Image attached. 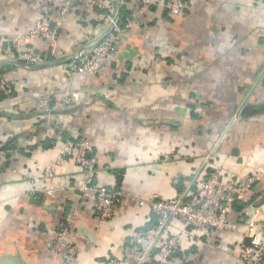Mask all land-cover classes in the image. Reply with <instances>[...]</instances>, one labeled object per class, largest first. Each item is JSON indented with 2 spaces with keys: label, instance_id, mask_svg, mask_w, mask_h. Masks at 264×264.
<instances>
[{
  "label": "crops",
  "instance_id": "crops-1",
  "mask_svg": "<svg viewBox=\"0 0 264 264\" xmlns=\"http://www.w3.org/2000/svg\"><path fill=\"white\" fill-rule=\"evenodd\" d=\"M57 2L52 20L58 17ZM186 5L178 17L167 15L164 3L155 5L142 28L116 37L114 53L93 75L72 72L71 59L87 36L100 39L108 32L109 13L103 17L77 5L58 26L54 42L24 43L50 53L52 65L16 66L0 75L16 83L14 95L0 101V142L18 137L23 149L7 166L0 153V264H61L49 244L72 210L74 264L118 260L129 236L153 223L152 201L173 197L210 170L226 178L257 174L260 181L247 201L253 193L264 194V113L256 111L264 106V0H186ZM39 14L38 0H0V67L7 65L4 42L24 38ZM34 92L51 104L65 94L80 99L51 111L43 122ZM54 128L89 141L95 185L115 188L121 176L119 191L126 199L111 220L96 218L93 193L79 195L81 173L71 161L54 166L49 184L40 180L59 156L57 142L40 145L55 135ZM245 212L247 220H264V202ZM239 217L240 223L247 218ZM181 239L183 255L170 264H181L183 257L187 264H239L245 238L239 230L211 238L187 231ZM148 264L161 263L153 255ZM256 264H264V254Z\"/></svg>",
  "mask_w": 264,
  "mask_h": 264
},
{
  "label": "built area",
  "instance_id": "built-area-1",
  "mask_svg": "<svg viewBox=\"0 0 264 264\" xmlns=\"http://www.w3.org/2000/svg\"><path fill=\"white\" fill-rule=\"evenodd\" d=\"M38 2L40 14L33 29L24 38L4 42L6 43L5 62L18 61L27 68L52 63L54 58L50 53L38 52L34 46L24 47V43L31 44L34 40L54 42L58 36V26L75 12L77 5L109 11L108 32L100 39L87 36L83 40V48L71 59L70 70L77 74L98 73L108 56L114 53L116 37L124 32L142 28L155 5L164 3L170 17L181 16L187 8L186 0H138L132 9L131 18L118 25L119 15L115 17L120 8L118 7L120 0H59L60 4L56 3L58 14L56 20L51 19L53 0L52 3L50 0H38ZM15 86L16 83L0 77V92H10ZM33 97L36 101V110L41 113L39 116L41 120L51 111L65 110L80 99L76 94H65L59 101L51 104L49 98L40 93L34 92ZM56 130L59 129H51L50 133ZM56 142L61 147L59 156L51 163L52 165L43 169L40 180L49 184L53 178L54 166L71 161L81 173L79 195L85 197L93 193V210L96 218L100 222L111 220L126 196L119 191V188L95 185L96 159L89 141L73 134L66 141L56 136ZM36 167L34 165V168ZM259 181L260 177L257 174L231 175L226 178L219 169L205 172L201 180L185 183L173 197L152 201L150 212L153 223L134 231L129 236L122 246L120 259H110L100 264H148L153 255L159 258L161 264H170L177 260L175 253L181 250V237L187 231L211 238L218 233L239 230L243 232L245 239H250L249 246L243 243L239 246V264L261 262L264 254V220L256 221L254 218L247 220L248 212H245L247 218L242 223L229 217L232 204L235 201L246 202L248 194ZM46 192L49 194L50 190ZM139 204L143 205L144 202L140 201ZM73 212L75 211H69L63 216L49 244L50 250L60 258L61 264H74L76 258V247L72 243L70 230ZM175 226L178 231L172 232Z\"/></svg>",
  "mask_w": 264,
  "mask_h": 264
},
{
  "label": "trees",
  "instance_id": "trees-1",
  "mask_svg": "<svg viewBox=\"0 0 264 264\" xmlns=\"http://www.w3.org/2000/svg\"><path fill=\"white\" fill-rule=\"evenodd\" d=\"M120 1L123 2V4L119 10L118 25H122L124 22L127 21V19H130L132 16V10H130V9L128 10V8L125 7L124 3H127V4L132 3L133 6H135L137 4L138 0H120ZM95 11H96V13L101 14L103 17H105L106 14L109 13L107 9H95ZM166 13L168 15L167 11H166ZM91 23L93 24L94 22H91ZM114 47H116L115 44H114ZM15 68H16V66L13 64L4 65V66L0 67V75L3 74L4 72L8 71V70H12ZM13 95H14L13 90L10 92H7V93L0 92V101L6 99L8 97H11ZM256 111L264 113V106H261L258 109L256 108ZM31 113H36V111L32 110ZM36 114H39V113H36ZM44 121H45V119L43 120V122ZM55 135H58L62 141H66V140H69L71 138L69 136V134L65 131H56ZM55 135L46 137L45 140H42L40 142L41 147L44 149L53 147V145L56 143V136ZM0 153H3L5 156L6 166L8 164H11L14 161L13 155L15 153H23V149L18 144V137H10V138H7L4 142H0ZM208 172H211V171H208ZM120 177H118V179H117V183H116L117 188L120 187L119 186L120 185V179H121ZM180 190H181V188H178V191H180ZM263 202H264V194L253 193L251 195V197L249 198V200L248 201L246 200V202L235 201L232 204V208H231V211L229 213L230 214L229 217L231 220H233V218H235V214H236L237 217L235 218V221H238V220H236V219H238V215L240 216L239 218H242L243 216H245V213H243V211L246 208H248L249 206L259 207ZM182 255L183 254H181L180 251L175 253V257H177V258L182 257ZM185 260H186V258L185 259H184V257L181 258V264H187V263H185Z\"/></svg>",
  "mask_w": 264,
  "mask_h": 264
},
{
  "label": "water",
  "instance_id": "water-1",
  "mask_svg": "<svg viewBox=\"0 0 264 264\" xmlns=\"http://www.w3.org/2000/svg\"><path fill=\"white\" fill-rule=\"evenodd\" d=\"M118 15H119V10L117 11V14H116V17H115V18H117ZM4 64H13V65L19 66V67H21V68L32 69V68H41V67H45V66H48V65H52L53 63L38 64V65H36V66H33L32 68H27V67L24 66V64H22L21 62H18V61L4 62ZM54 64H56V63H54ZM246 111H247V110H245V112L243 111V112H242V115H243L244 113H246ZM52 113H53V114H64V113H66V112H52ZM249 242H250V239L246 238V239H244L243 244L249 246V244H250Z\"/></svg>",
  "mask_w": 264,
  "mask_h": 264
},
{
  "label": "rangeland",
  "instance_id": "rangeland-1",
  "mask_svg": "<svg viewBox=\"0 0 264 264\" xmlns=\"http://www.w3.org/2000/svg\"><path fill=\"white\" fill-rule=\"evenodd\" d=\"M115 46H116V45H115ZM114 48H115V47H114ZM114 50H115V49H114ZM104 64H105V62H104ZM104 64H103V66H104ZM103 66L101 67L100 71L102 70ZM83 74H84V73H83ZM84 75H93V74L85 73Z\"/></svg>",
  "mask_w": 264,
  "mask_h": 264
}]
</instances>
